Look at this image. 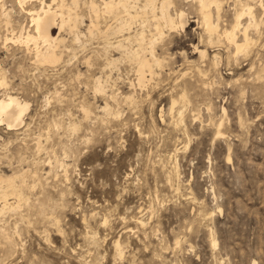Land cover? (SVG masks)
Listing matches in <instances>:
<instances>
[{
    "label": "rangeland",
    "instance_id": "1",
    "mask_svg": "<svg viewBox=\"0 0 264 264\" xmlns=\"http://www.w3.org/2000/svg\"><path fill=\"white\" fill-rule=\"evenodd\" d=\"M42 1L53 0H0V100L29 104L17 130L0 123V177L25 183L0 217V264H264V0H221V28L241 4L255 6V43L237 56L225 41L207 43L194 1L171 0L185 27L156 42L163 66L141 88L115 48L125 39L136 49L138 23L102 34L128 19L102 15L90 35V0L76 9L79 41L52 29L57 64L3 44L32 33L29 11Z\"/></svg>",
    "mask_w": 264,
    "mask_h": 264
},
{
    "label": "bare ground",
    "instance_id": "2",
    "mask_svg": "<svg viewBox=\"0 0 264 264\" xmlns=\"http://www.w3.org/2000/svg\"><path fill=\"white\" fill-rule=\"evenodd\" d=\"M23 1L24 0H20V2ZM192 1H194L199 7L201 28L207 37L206 39L209 45L220 44L225 41V43L232 48L234 56L239 54L245 55L249 52L251 46L255 43L254 39L249 35V30L253 29L258 31L260 26L254 13L255 6L249 3L241 4L239 11L235 12L233 24L229 26V28H221L219 26L222 8L221 0ZM100 2L101 5H97L94 0H90L89 3L86 4L91 22L88 28V33L90 35L93 33V30H99L98 21L102 15L117 18L120 13H123L124 16L128 18L125 21V24L119 22L120 19H115L119 22L118 25L114 28L111 26L108 27L104 32H100L102 34L108 35L109 31L119 33L124 30L126 31V29L131 30L133 24L138 23L139 31L136 32V34L134 33L135 36L133 35L136 42V49L130 50L132 48H127L124 45L125 39L119 41L115 48L117 50L121 49L124 52V56L136 64V85L141 88L144 85L146 76L153 79L156 75L154 69H160L163 66L160 57L157 56L155 51L156 42L162 40L165 32H173L178 29H183L185 27V14L180 11L171 15V0H143V4H140V0H100ZM78 4L79 0H71L69 6L64 3V0H53L51 4H46L45 1H42L41 7L38 10L29 11V17L33 27L32 33L29 31H23L24 29H22L17 38H5L3 44L15 39L16 42L25 45L27 49L32 51L35 64L39 66H53L57 64L60 60V54H58L56 48L61 42V39H59V36L54 37L52 35V29L56 26L59 30L68 27L71 32H74L75 41H79L81 33L78 31V23L82 18L79 17L76 12ZM53 5L56 7L54 8ZM212 7L214 8L216 16H214L211 11ZM245 16L248 18V23L247 25H241L240 20ZM146 30H148L149 35H146ZM238 30L242 31L241 35L239 33V36H241L240 40L238 39L239 36L237 37ZM31 45L33 48L30 49L29 46ZM196 50L201 59L206 56L205 50H198L197 48ZM212 61L213 66L218 65L219 58L217 57V54L213 56ZM116 62H118V59H111L108 62V65L114 66ZM96 82V91L102 94L106 93L105 86L102 84L103 82L100 79H97ZM5 85V81L3 79L0 80V86ZM129 87L135 88V85L131 84ZM182 97H180L181 100H183ZM124 100L125 102L132 104L131 96L125 97ZM174 104L175 102L171 104V111L173 110ZM28 108L29 104L19 100L17 97L8 94L4 95L0 100V123H4L10 130H17L23 124V116ZM102 111L103 113H109L111 109L108 105H105ZM223 112H225L224 109ZM177 115V124H179L178 122H180L183 117L181 113ZM217 126L218 129L215 136L216 138H219L223 136L220 130L222 123ZM227 160L229 161L230 158ZM24 184V181H21L19 185H16L13 179H3L0 177V217L4 215L5 212L13 210V202H10V198L14 197L16 198L15 200L19 201L22 197L21 191ZM142 225L141 227L144 226ZM213 245H215L214 240ZM116 249L118 248L116 247Z\"/></svg>",
    "mask_w": 264,
    "mask_h": 264
}]
</instances>
